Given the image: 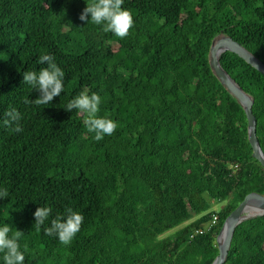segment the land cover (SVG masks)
<instances>
[{
    "label": "trees",
    "instance_id": "obj_1",
    "mask_svg": "<svg viewBox=\"0 0 264 264\" xmlns=\"http://www.w3.org/2000/svg\"><path fill=\"white\" fill-rule=\"evenodd\" d=\"M92 2L0 0V120L16 108L23 128L0 124V226L25 234L24 264H212L229 214L264 195V168L209 50L224 33L264 62V0H124L135 21L124 39L79 19ZM42 54L65 72L64 90L49 105L25 104L40 93L23 73L46 67ZM221 65L254 99L264 152V75L232 52ZM85 88L102 97L98 115L118 123L99 142L64 109ZM45 206L53 211L37 232ZM68 208L84 221L64 246L43 228ZM224 264H264V216L236 228Z\"/></svg>",
    "mask_w": 264,
    "mask_h": 264
},
{
    "label": "clouds",
    "instance_id": "obj_2",
    "mask_svg": "<svg viewBox=\"0 0 264 264\" xmlns=\"http://www.w3.org/2000/svg\"><path fill=\"white\" fill-rule=\"evenodd\" d=\"M123 3L124 0H93L92 3H87L79 19L102 26L103 32H111L120 39H124L129 35L135 21L132 13L122 7ZM37 63L41 65L46 63L47 66L41 67L39 72L25 71L23 82L38 90L40 95L35 100L26 97L23 103L36 106L49 105L54 97L60 96L64 90L65 72L55 63L54 56L50 54L40 55ZM101 103L102 97L99 94L96 92L89 94L88 89L85 88L64 108L66 111L75 109L77 114L85 117L83 123L89 133H94L93 138L97 142L103 140L105 136L113 135L118 128V123L113 119L98 115ZM21 119V113L16 108H9L4 112L0 124L12 132L21 133L23 131ZM7 197H9L8 189L0 188V199ZM52 211L50 206L37 208L34 213V227L37 232L41 231V226L48 220ZM83 221L84 216L81 213L68 208L66 215L57 214L51 220L50 226L43 228V232L47 236H57L62 245L70 246L80 231ZM24 235L20 230L12 231L8 224L0 226V253H3V264H24L25 252L29 251L27 244L21 251L19 241Z\"/></svg>",
    "mask_w": 264,
    "mask_h": 264
},
{
    "label": "water",
    "instance_id": "obj_3",
    "mask_svg": "<svg viewBox=\"0 0 264 264\" xmlns=\"http://www.w3.org/2000/svg\"><path fill=\"white\" fill-rule=\"evenodd\" d=\"M232 52L264 75V62L232 37L224 33L216 36L210 46L209 63L215 77L244 108L248 119L249 142L253 157L264 168V152L257 137V121L253 113L254 99L230 76L221 65V56ZM264 216V195L252 192L229 214L216 238L219 253L212 264H224L232 245L236 228L243 222Z\"/></svg>",
    "mask_w": 264,
    "mask_h": 264
},
{
    "label": "rangeland",
    "instance_id": "obj_4",
    "mask_svg": "<svg viewBox=\"0 0 264 264\" xmlns=\"http://www.w3.org/2000/svg\"><path fill=\"white\" fill-rule=\"evenodd\" d=\"M224 205H225V202L216 203L213 206L212 211H220ZM174 231H176V230H173L172 232H174Z\"/></svg>",
    "mask_w": 264,
    "mask_h": 264
},
{
    "label": "bare ground",
    "instance_id": "obj_5",
    "mask_svg": "<svg viewBox=\"0 0 264 264\" xmlns=\"http://www.w3.org/2000/svg\"><path fill=\"white\" fill-rule=\"evenodd\" d=\"M214 224H215V222L213 221V222L211 223L210 227L213 226ZM198 231H203V233H204V232H205V229H200V230H198Z\"/></svg>",
    "mask_w": 264,
    "mask_h": 264
},
{
    "label": "built area",
    "instance_id": "obj_6",
    "mask_svg": "<svg viewBox=\"0 0 264 264\" xmlns=\"http://www.w3.org/2000/svg\"><path fill=\"white\" fill-rule=\"evenodd\" d=\"M237 167V166H235ZM216 218L214 219V222H215ZM196 233H203V231H196Z\"/></svg>",
    "mask_w": 264,
    "mask_h": 264
}]
</instances>
